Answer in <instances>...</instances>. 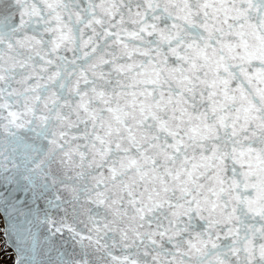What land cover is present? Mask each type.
<instances>
[{"label":"snow or ice","instance_id":"snow-or-ice-1","mask_svg":"<svg viewBox=\"0 0 264 264\" xmlns=\"http://www.w3.org/2000/svg\"><path fill=\"white\" fill-rule=\"evenodd\" d=\"M0 214L15 264H264V0H0Z\"/></svg>","mask_w":264,"mask_h":264},{"label":"rangeland","instance_id":"rangeland-1","mask_svg":"<svg viewBox=\"0 0 264 264\" xmlns=\"http://www.w3.org/2000/svg\"><path fill=\"white\" fill-rule=\"evenodd\" d=\"M0 264H13V256L10 250L4 245L1 238V220H0Z\"/></svg>","mask_w":264,"mask_h":264},{"label":"water","instance_id":"water-1","mask_svg":"<svg viewBox=\"0 0 264 264\" xmlns=\"http://www.w3.org/2000/svg\"><path fill=\"white\" fill-rule=\"evenodd\" d=\"M0 220H1V238H2V241L4 243V245L10 250L12 256H13V264H15V261H16V253L13 251V248L12 247H8L7 246V241L5 239V229L7 227V224H6V221H5V218L3 216V214H0Z\"/></svg>","mask_w":264,"mask_h":264}]
</instances>
